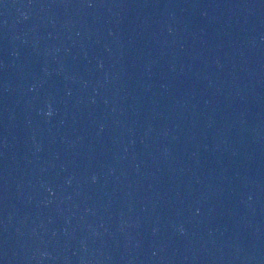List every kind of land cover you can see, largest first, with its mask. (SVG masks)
I'll list each match as a JSON object with an SVG mask.
<instances>
[{"label": "water", "instance_id": "95a60500", "mask_svg": "<svg viewBox=\"0 0 264 264\" xmlns=\"http://www.w3.org/2000/svg\"><path fill=\"white\" fill-rule=\"evenodd\" d=\"M0 264H264V0H0Z\"/></svg>", "mask_w": 264, "mask_h": 264}]
</instances>
